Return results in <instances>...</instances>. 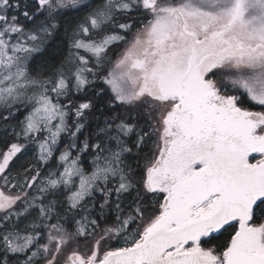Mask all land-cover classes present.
Segmentation results:
<instances>
[{
  "label": "snow or ice",
  "instance_id": "snow-or-ice-1",
  "mask_svg": "<svg viewBox=\"0 0 264 264\" xmlns=\"http://www.w3.org/2000/svg\"><path fill=\"white\" fill-rule=\"evenodd\" d=\"M0 264H264V0H0Z\"/></svg>",
  "mask_w": 264,
  "mask_h": 264
}]
</instances>
